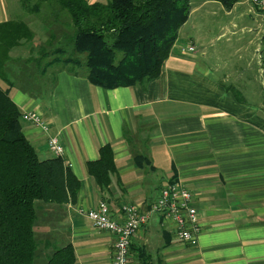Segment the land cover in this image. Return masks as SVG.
<instances>
[{
	"label": "crops",
	"instance_id": "1",
	"mask_svg": "<svg viewBox=\"0 0 264 264\" xmlns=\"http://www.w3.org/2000/svg\"><path fill=\"white\" fill-rule=\"evenodd\" d=\"M189 1V17L159 77L146 86L102 90L58 67L39 74L38 52L51 47V29L63 30L62 23L46 22L44 7L42 15L26 18L22 0H0V24L21 18L33 35L10 51L0 89L9 91L21 115L36 112L48 125L44 133L20 115L39 159L55 158L47 141L58 138L64 165L81 185L75 203L42 206L45 221L34 228L46 237L39 264L65 245L72 246L75 264H112L113 236L95 229L80 211L94 210L100 201L116 218L121 204L146 210L172 180L192 192L201 228L197 245L178 242L173 224L162 226L153 215L131 239L129 264H264V58L254 44L258 32L238 43L237 22L264 12L245 0L228 11L216 1ZM207 16L214 20L208 23ZM210 27L216 35L206 39ZM106 144L117 177L100 190L86 163L96 161ZM137 154L150 166L137 168Z\"/></svg>",
	"mask_w": 264,
	"mask_h": 264
},
{
	"label": "trees",
	"instance_id": "2",
	"mask_svg": "<svg viewBox=\"0 0 264 264\" xmlns=\"http://www.w3.org/2000/svg\"><path fill=\"white\" fill-rule=\"evenodd\" d=\"M209 1L228 11L240 0ZM31 2L22 0L23 12L39 16L44 7L49 10L45 9L44 20H60L63 27V42L54 46L57 39L51 34L52 50L38 52V73L58 67L102 90L146 86L157 79L191 10L189 0ZM32 39L21 18L0 24L1 79L5 80L10 51ZM20 115L9 91L0 89V264H35L39 247L34 232L35 202L57 206L75 203L81 186L61 158L39 159L23 135ZM98 153L96 161L86 163V170L100 190H107L111 177H117L113 152L106 144ZM133 159L137 168L150 166L145 155L137 154ZM44 264H75L72 246L55 248L46 254Z\"/></svg>",
	"mask_w": 264,
	"mask_h": 264
},
{
	"label": "built area",
	"instance_id": "3",
	"mask_svg": "<svg viewBox=\"0 0 264 264\" xmlns=\"http://www.w3.org/2000/svg\"><path fill=\"white\" fill-rule=\"evenodd\" d=\"M254 10L264 12V0H246ZM193 48H188L192 51ZM184 52L183 49L180 50ZM21 119L39 128L42 132L49 131L48 125L36 112H25ZM48 149L55 158L63 156V147L58 138L49 137ZM192 192L177 181L166 183L158 194L157 199L149 208L142 210L139 205L121 204L119 217L111 215L108 205L100 201L97 208L89 211H80L91 225L100 231H105L113 236L112 264H129V248L131 239L153 215H159L162 226L173 224L174 238L187 247H195L201 232L197 211L192 205Z\"/></svg>",
	"mask_w": 264,
	"mask_h": 264
},
{
	"label": "rangeland",
	"instance_id": "4",
	"mask_svg": "<svg viewBox=\"0 0 264 264\" xmlns=\"http://www.w3.org/2000/svg\"><path fill=\"white\" fill-rule=\"evenodd\" d=\"M34 1L35 0H32L31 3H34ZM196 1L197 0H191V2L193 3L194 6L196 5ZM46 11L49 13V10L46 9ZM260 13H262V12H260ZM31 16H32L31 14L25 13V17L26 18H29ZM206 20L208 21V23H210L214 19H210V17L207 16ZM49 21L53 22L54 20L53 19H49ZM59 22H60V20H59ZM237 22L239 23V28H238V33L239 34H238V36L243 38V41H239L238 43H242V44L246 43V41L244 40L245 38H248L251 35L256 34L258 32L259 35H258L257 39H254V44L256 45L258 43V45L260 47H262L261 48V57L263 59L264 58V49H263L264 48V15L262 17H260V16H258V17L257 16L250 17L248 15H245V16H243L241 18H238ZM54 27L55 26H53L52 29H51L52 30V34L56 36L57 40L58 39L62 40L61 39L62 33L60 32V30H62V29H53ZM241 27H244L245 29L244 30H240ZM208 30H209V32L205 36L206 39L216 35V29L210 27ZM38 37H39L40 40H43V32H42V35H41V31L40 30L38 31ZM233 42H236V41L234 40ZM54 43H55V41L53 42V44ZM222 43H223V41H222ZM222 43L216 42L215 46L219 47V45L222 44ZM49 50H52V48H50ZM223 52H226V53H221V55H223L225 57L229 56L228 51L223 50ZM210 53L213 54V52H210ZM10 63H12V62H10ZM10 63H8L7 66L10 67ZM43 205H44V203L35 202V210L37 212V220H38V223H37L36 227H39L45 221L46 213H44L45 212V208L42 207ZM36 231L37 232L35 233V238H36L37 244H39V247H38V259L39 258L41 259L42 258V252H43V245H44V242L46 240V237L41 232H39V230L36 229ZM35 264H39V262L36 260Z\"/></svg>",
	"mask_w": 264,
	"mask_h": 264
}]
</instances>
